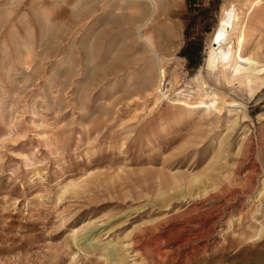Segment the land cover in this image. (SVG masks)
<instances>
[{
  "label": "rangeland",
  "instance_id": "374dc122",
  "mask_svg": "<svg viewBox=\"0 0 264 264\" xmlns=\"http://www.w3.org/2000/svg\"><path fill=\"white\" fill-rule=\"evenodd\" d=\"M228 3L0 0V264H264V0Z\"/></svg>",
  "mask_w": 264,
  "mask_h": 264
},
{
  "label": "bare ground",
  "instance_id": "6f19581e",
  "mask_svg": "<svg viewBox=\"0 0 264 264\" xmlns=\"http://www.w3.org/2000/svg\"><path fill=\"white\" fill-rule=\"evenodd\" d=\"M226 3H228V0H223V14H225L224 12H225V9H224V7L226 8ZM228 5H229V3H228ZM227 11V10H226ZM223 14H222V19H223ZM147 42V41H146ZM149 42V43H148ZM147 43H148V45L151 47L152 45H153V42L151 41V40H149ZM155 47V46H154ZM157 48V47H156ZM154 49V48H153ZM152 49V50H153ZM158 51V50H157ZM129 217H132V216H129ZM128 217V218H129ZM66 225H68V224H66ZM88 229V228H87ZM92 229V228H91ZM88 230H90V228L88 229ZM84 231L85 233L79 238H77V239H74V241H75V243L76 244H80V243H83V241H85V239L87 238V237H89V235L87 234V232H89V231ZM112 230V229H111ZM77 241H78V243H77ZM75 244V245H76ZM175 249V248H174ZM105 255H106V257H107V259H109V260H112V259H115V262H114V264H118V262H117V260L119 261L120 259L118 258V257H116L115 255H116V251H115V247H114V245H112L111 247H109V248H107L106 249V252H105ZM171 260H172V258H171ZM121 261V260H120ZM124 261V260H123Z\"/></svg>",
  "mask_w": 264,
  "mask_h": 264
},
{
  "label": "trees",
  "instance_id": "16d2710c",
  "mask_svg": "<svg viewBox=\"0 0 264 264\" xmlns=\"http://www.w3.org/2000/svg\"><path fill=\"white\" fill-rule=\"evenodd\" d=\"M191 50H192V53H189L186 49L185 50L183 49V55L189 60V62H194L193 61V53H196L197 54V52L199 51V48H195L194 49V47H191ZM192 64H193L192 66H194V65L197 66V62H194ZM199 65L197 66V68L195 69V71L198 69Z\"/></svg>",
  "mask_w": 264,
  "mask_h": 264
}]
</instances>
